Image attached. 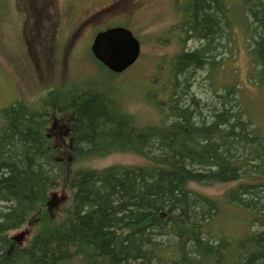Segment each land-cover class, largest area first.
<instances>
[{
	"label": "trees",
	"instance_id": "obj_1",
	"mask_svg": "<svg viewBox=\"0 0 264 264\" xmlns=\"http://www.w3.org/2000/svg\"><path fill=\"white\" fill-rule=\"evenodd\" d=\"M40 1H23L24 18L57 24V0ZM180 8L181 38L201 43L173 60L160 122H137L105 83L54 87L0 110V264H264V135L244 118L237 84L215 78L225 61L216 40L247 22L260 65L252 78L264 81V0H185ZM207 63L223 91L213 87L217 99L200 102L190 87ZM59 120L68 146L51 138ZM67 148L79 161L127 152L146 163L71 169L55 158ZM232 181L224 203L196 188ZM225 203L250 212L252 231L241 239L217 232ZM28 222L34 233L16 241L11 231Z\"/></svg>",
	"mask_w": 264,
	"mask_h": 264
},
{
	"label": "rangeland",
	"instance_id": "obj_2",
	"mask_svg": "<svg viewBox=\"0 0 264 264\" xmlns=\"http://www.w3.org/2000/svg\"><path fill=\"white\" fill-rule=\"evenodd\" d=\"M23 1L26 0H0V110L17 100L35 103L54 87L75 82L105 83L112 90V97L124 109L127 99L140 96L155 110L157 118L150 123L162 120L173 60L182 50H193L201 43L193 38L184 42L181 38L184 32L179 24L184 10L180 8L178 11V8L185 4V0H57L55 11L62 8L63 14L60 11L56 25L53 24L55 20L50 19L51 23L42 28L35 19L24 18ZM40 2L44 3V0ZM25 4L31 7L27 2ZM237 10L241 13L240 5ZM248 22L254 27L251 19ZM246 23H234L230 39L216 40L217 44H223L218 45L217 58L225 61L219 68L220 72H215V78L217 82L219 78L226 84H237L239 107L244 118L264 135V81H258L256 74L254 79L257 81L252 78L255 67L260 70V65L254 64L249 43L251 27ZM113 25L132 28L142 45L141 56L136 63L119 75L100 66L91 51L95 33ZM209 64L197 71V81L190 87V92L200 102L217 99L213 87L223 91L218 84L215 86ZM63 122L59 120L56 126H51V138L57 146L70 143L68 139L67 142L62 141L58 135L59 129L64 127ZM68 148L67 151L55 152L57 161L71 164V169L82 168ZM88 160L92 161L90 167L99 169L113 164L146 163L142 157L127 152ZM236 184L237 181H232L197 185L196 188L219 197L223 202L225 192ZM222 205L215 222L219 234L236 240L252 231L247 225L250 212L227 203ZM36 226L28 222L11 231V236L20 237L24 242L34 233Z\"/></svg>",
	"mask_w": 264,
	"mask_h": 264
},
{
	"label": "water",
	"instance_id": "obj_3",
	"mask_svg": "<svg viewBox=\"0 0 264 264\" xmlns=\"http://www.w3.org/2000/svg\"><path fill=\"white\" fill-rule=\"evenodd\" d=\"M91 51L110 71L122 73L140 57L141 42L130 28L116 25L95 33ZM14 239L20 241V237Z\"/></svg>",
	"mask_w": 264,
	"mask_h": 264
},
{
	"label": "clouds",
	"instance_id": "obj_4",
	"mask_svg": "<svg viewBox=\"0 0 264 264\" xmlns=\"http://www.w3.org/2000/svg\"><path fill=\"white\" fill-rule=\"evenodd\" d=\"M125 110L128 115L132 116L139 123H150L153 122L156 117L155 110L150 104H148L143 97L135 96L125 101ZM82 148H86L85 143L81 144ZM92 161L81 160L78 162L79 167H89Z\"/></svg>",
	"mask_w": 264,
	"mask_h": 264
}]
</instances>
